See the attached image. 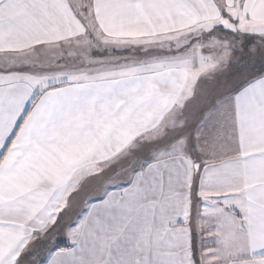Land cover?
Instances as JSON below:
<instances>
[{"label": "snow or ice", "instance_id": "6c2138e0", "mask_svg": "<svg viewBox=\"0 0 264 264\" xmlns=\"http://www.w3.org/2000/svg\"><path fill=\"white\" fill-rule=\"evenodd\" d=\"M0 264H264V0H0Z\"/></svg>", "mask_w": 264, "mask_h": 264}]
</instances>
